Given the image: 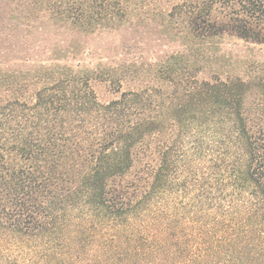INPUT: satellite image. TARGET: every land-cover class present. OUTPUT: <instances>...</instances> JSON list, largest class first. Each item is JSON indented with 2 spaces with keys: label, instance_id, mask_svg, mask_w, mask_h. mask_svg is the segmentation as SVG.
Returning a JSON list of instances; mask_svg holds the SVG:
<instances>
[{
  "label": "trees",
  "instance_id": "16d2710c",
  "mask_svg": "<svg viewBox=\"0 0 264 264\" xmlns=\"http://www.w3.org/2000/svg\"><path fill=\"white\" fill-rule=\"evenodd\" d=\"M229 38L264 0H0V264H264V59Z\"/></svg>",
  "mask_w": 264,
  "mask_h": 264
},
{
  "label": "rangeland",
  "instance_id": "374dc122",
  "mask_svg": "<svg viewBox=\"0 0 264 264\" xmlns=\"http://www.w3.org/2000/svg\"><path fill=\"white\" fill-rule=\"evenodd\" d=\"M111 39L112 40L117 39V36L112 35ZM155 44L157 45L153 47V45ZM153 45L148 46L145 43H141L142 47L140 49H143L144 53H146V49H151L152 47L153 49H162L160 42H156V41L154 42L153 40ZM221 46L222 49H236L242 53L251 54L256 57L264 59V44H254L250 42L229 38V39H225L221 43ZM94 87L96 89L99 99L103 101L108 100L114 96L110 90V87L108 86V83L106 82L96 81L94 82ZM97 254H100V250L98 246L95 247V251L92 256V259H95L97 257Z\"/></svg>",
  "mask_w": 264,
  "mask_h": 264
}]
</instances>
